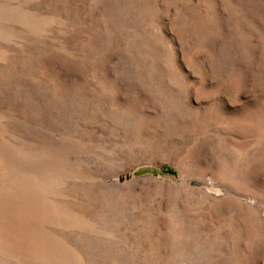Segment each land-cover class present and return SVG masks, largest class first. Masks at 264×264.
<instances>
[{
    "label": "rangeland",
    "instance_id": "1",
    "mask_svg": "<svg viewBox=\"0 0 264 264\" xmlns=\"http://www.w3.org/2000/svg\"><path fill=\"white\" fill-rule=\"evenodd\" d=\"M0 264H264V0H0Z\"/></svg>",
    "mask_w": 264,
    "mask_h": 264
}]
</instances>
